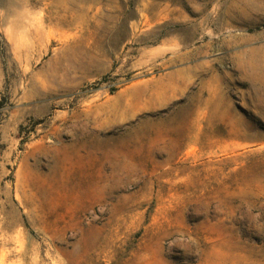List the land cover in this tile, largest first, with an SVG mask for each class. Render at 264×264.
I'll return each instance as SVG.
<instances>
[{
  "label": "rangeland",
  "instance_id": "374dc122",
  "mask_svg": "<svg viewBox=\"0 0 264 264\" xmlns=\"http://www.w3.org/2000/svg\"><path fill=\"white\" fill-rule=\"evenodd\" d=\"M0 264H264V0H0Z\"/></svg>",
  "mask_w": 264,
  "mask_h": 264
},
{
  "label": "bare ground",
  "instance_id": "6f19581e",
  "mask_svg": "<svg viewBox=\"0 0 264 264\" xmlns=\"http://www.w3.org/2000/svg\"><path fill=\"white\" fill-rule=\"evenodd\" d=\"M39 35V34H38Z\"/></svg>",
  "mask_w": 264,
  "mask_h": 264
}]
</instances>
